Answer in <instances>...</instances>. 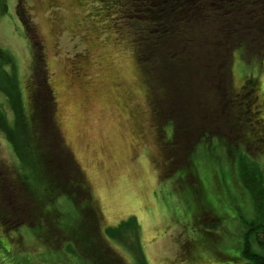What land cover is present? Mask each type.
Instances as JSON below:
<instances>
[{
	"label": "rangeland",
	"instance_id": "374dc122",
	"mask_svg": "<svg viewBox=\"0 0 264 264\" xmlns=\"http://www.w3.org/2000/svg\"><path fill=\"white\" fill-rule=\"evenodd\" d=\"M96 4V0H0V49L13 60L6 68L23 96L35 86L32 64L39 50L56 124L84 175L108 244L125 264L232 263V256L242 258L246 236L252 249L264 254L258 234L249 227L264 224L262 147L246 139L251 138L249 131L245 138L228 124L216 125L219 138L206 135L213 127L201 126L191 145L187 140L194 132L185 129L180 138L186 142L178 141L176 159L170 163L161 139L174 136L179 124L167 111L162 121L154 119L153 81L137 59L132 30L120 26L116 15L97 14ZM230 59L234 92L241 93L245 80L256 78L258 119L264 129V56H248L234 48ZM0 108L6 114L5 122H0L2 198L17 173L30 174L32 157L26 152L21 132L25 126L17 106L1 92ZM8 125L14 128L11 138L5 133L10 132ZM12 144L21 145L26 156H18ZM188 153L196 181L178 167H186ZM52 206L60 212L64 228L76 224L79 212L67 196ZM4 208L9 221H0V264H91L65 250L67 242L54 250L38 239V219L28 222L23 209L0 203L1 220ZM213 231L220 234L217 242L207 233ZM259 236L264 240L262 233Z\"/></svg>",
	"mask_w": 264,
	"mask_h": 264
},
{
	"label": "trees",
	"instance_id": "16d2710c",
	"mask_svg": "<svg viewBox=\"0 0 264 264\" xmlns=\"http://www.w3.org/2000/svg\"><path fill=\"white\" fill-rule=\"evenodd\" d=\"M96 2L97 14L116 15L120 26L123 23L132 30L137 59L153 81L150 105L154 119L162 121L168 112L179 124L180 129L174 136L161 139L170 163L176 159L178 141L186 140L180 138L186 134L185 129L194 132V138L187 140L191 145L200 136L201 126L213 127L214 130H209L206 135L211 133L219 138L216 125L228 124L230 128L239 129L235 130L245 138L249 131L251 138L246 139L251 143L257 142L264 150V129L258 119L256 105V78L245 80L239 94L229 83L230 57L234 48H242L248 56H264V0ZM39 55V50L35 51V64H32L35 86L28 87L23 96L6 68L13 60L0 49V92L13 107L17 106L18 119L25 126L21 131L27 141L28 151H25L32 157L30 174L17 173L12 189L4 193L5 197H0V203L20 212L23 209L28 222L38 219V239L47 242L54 250L67 242L65 250L80 255L91 264H125L100 232L99 218L84 175L64 145L54 118L55 102L46 69ZM157 76H160V82L155 81ZM227 82L229 88H226ZM5 117V111L0 108V122H5ZM6 127L10 132H4L11 138L14 128ZM12 148L18 156H26L21 152V145L12 144ZM230 151L228 148V154ZM190 154L185 155L186 167H178L185 170L187 179L196 181L197 176L191 171L193 159ZM61 196H67L79 212L76 224L69 228L62 226L60 212L52 208ZM2 214L0 221H9V212H5V208ZM128 221L127 225H131L132 221ZM253 224H249L250 230L258 234L257 241L264 246V240L259 236L260 233L264 235V224H254L255 227ZM207 233L214 235L217 242L220 234L214 231ZM231 258L232 263L221 264H264V254L252 249L247 236L242 248V258L246 263H242L240 257Z\"/></svg>",
	"mask_w": 264,
	"mask_h": 264
}]
</instances>
